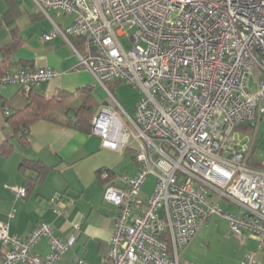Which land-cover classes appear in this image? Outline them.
<instances>
[{"label":"built area","instance_id":"1","mask_svg":"<svg viewBox=\"0 0 264 264\" xmlns=\"http://www.w3.org/2000/svg\"><path fill=\"white\" fill-rule=\"evenodd\" d=\"M34 2L46 15L54 9L75 14L72 25L56 24L43 38L85 39L80 63L117 104L99 108L92 132L106 149L134 150L138 163L134 175L102 172L109 177L104 198L118 211L106 264H180L213 214L225 216L235 236H255L264 246V162H252L264 123V0ZM58 74L27 67L5 72L0 85L28 92ZM114 82L140 91L133 115L108 87ZM242 125L253 131L248 141ZM150 175L155 186L145 198ZM16 193L24 197L27 189ZM223 200L237 211L222 207ZM43 238L50 245L45 257L35 251ZM0 241V264H61L74 239L49 222L20 237L2 221ZM75 264L89 263L78 258ZM240 264H258L256 252Z\"/></svg>","mask_w":264,"mask_h":264},{"label":"crops","instance_id":"2","mask_svg":"<svg viewBox=\"0 0 264 264\" xmlns=\"http://www.w3.org/2000/svg\"><path fill=\"white\" fill-rule=\"evenodd\" d=\"M74 21L73 13L55 9L48 15L40 12L34 0H0V76L27 67L52 68L59 74L36 92L50 98L61 90L89 86L92 96L104 105L108 99L96 93V88L103 86L80 63L77 53H86L85 39L72 37L69 42L60 33L50 40L43 38L56 24L66 28ZM14 33L20 37L21 45L13 54H4ZM28 98L19 84L0 85V222L8 221L11 233L20 237L40 223L49 222L56 233L74 239L61 264H75L78 258L89 264H106L118 211L104 198L107 182L100 171L109 168L118 175H134L138 163L127 149H106L100 136L68 126L63 115L56 119L59 121L42 118L33 122L30 141L23 144L13 136L9 117L25 108ZM7 143L12 147L4 154L1 150ZM128 157L136 162V170L118 173ZM23 162H29L24 169ZM35 163L45 165L43 173L37 171ZM20 187L28 188L26 196L17 195ZM225 205V209L237 211L227 202ZM260 243L255 236H235L227 218L213 214L183 253L180 264H240L251 251L256 252L258 264H264V246L260 247ZM1 249L0 241V261ZM35 251L47 256L48 239L39 241Z\"/></svg>","mask_w":264,"mask_h":264},{"label":"trees","instance_id":"3","mask_svg":"<svg viewBox=\"0 0 264 264\" xmlns=\"http://www.w3.org/2000/svg\"><path fill=\"white\" fill-rule=\"evenodd\" d=\"M20 45L21 39L16 35V33H14L12 42L4 48V54H13ZM35 90L36 89L27 92L22 88V91L27 93L29 96L27 106L21 110H18L9 117L10 122H12L11 130L13 132V136L17 137V139L23 144H28L30 141L29 128L33 122L42 118H55L54 120H56L59 115H63L65 117V124L68 126L78 130L92 132V119L98 112L101 105L92 96L91 88L89 86L85 88H79L76 91L61 90L50 98L39 94ZM242 128H245V125L240 126L238 129L240 130ZM11 147L12 143H7L2 148L1 152L7 154ZM127 150L130 151L133 154V157L136 159L134 150L131 148H128ZM259 159L260 158L255 153L252 162L258 164ZM26 165H29V162H23L22 169H24L23 167ZM44 167L45 165L35 163V168L40 173H43ZM104 170L110 172V178L118 175L109 168L102 169L100 171L101 175ZM104 180L107 182L109 177H104ZM26 189L28 192V188Z\"/></svg>","mask_w":264,"mask_h":264},{"label":"rangeland","instance_id":"4","mask_svg":"<svg viewBox=\"0 0 264 264\" xmlns=\"http://www.w3.org/2000/svg\"><path fill=\"white\" fill-rule=\"evenodd\" d=\"M123 42L127 48L131 47L132 42L128 38H123ZM250 88L251 90H256L257 84L255 82L254 77H251L250 80ZM101 84V83H100ZM109 83L108 87L111 89V91L116 95L119 102L124 106L126 110H128L129 113L132 115L135 112V105L137 101L141 98V93L138 91L135 87H132L131 85L125 83V82H119V83ZM102 86V85H101ZM96 93L101 99H108V101L112 104L117 106L116 102L108 97L107 91L104 89V87H97ZM240 131L245 132V136H243L244 141H248L253 137V131L248 127L245 126V128L240 129ZM244 133L242 132V135ZM256 155L260 158L262 162H264V123L261 124L259 133L257 135V147L255 150ZM261 161L258 164H261ZM257 165V164H256ZM137 168V164L135 161L130 159L128 157L124 164L117 170L118 173H125V171H135ZM156 177L154 175H150L147 182L144 184L141 192V196L143 197H149L150 194L154 190ZM222 207H225V201L223 200L221 203ZM226 208V207H225Z\"/></svg>","mask_w":264,"mask_h":264},{"label":"water","instance_id":"5","mask_svg":"<svg viewBox=\"0 0 264 264\" xmlns=\"http://www.w3.org/2000/svg\"><path fill=\"white\" fill-rule=\"evenodd\" d=\"M105 104H107V102H105Z\"/></svg>","mask_w":264,"mask_h":264}]
</instances>
